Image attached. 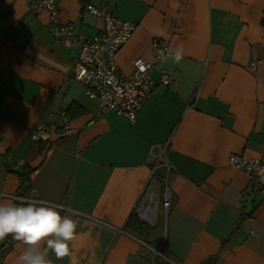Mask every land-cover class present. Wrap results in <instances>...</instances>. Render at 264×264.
I'll return each instance as SVG.
<instances>
[{
    "label": "crops",
    "instance_id": "0c3cea01",
    "mask_svg": "<svg viewBox=\"0 0 264 264\" xmlns=\"http://www.w3.org/2000/svg\"><path fill=\"white\" fill-rule=\"evenodd\" d=\"M54 1L82 40L103 26L88 3L134 24L115 64L131 77L144 58L155 85L134 121L100 112L72 77L80 46L57 42L29 0H0V203L27 190L76 222L69 256L44 247L52 264H264V195L229 162L264 156V0ZM43 126L47 139L32 140ZM148 190L153 224L138 214ZM24 247L14 239L1 264Z\"/></svg>",
    "mask_w": 264,
    "mask_h": 264
},
{
    "label": "built area",
    "instance_id": "2783aa9c",
    "mask_svg": "<svg viewBox=\"0 0 264 264\" xmlns=\"http://www.w3.org/2000/svg\"><path fill=\"white\" fill-rule=\"evenodd\" d=\"M29 1L32 12L38 13L42 10L48 12L50 24L55 27L57 42H68L70 45L78 44L80 46L78 55L74 60L72 77L84 86L88 96L97 99L100 112L113 110L121 118L134 121L141 105L155 85L150 76L152 65L144 58L137 57L132 61L131 77L122 74L115 64V54L130 38L135 27L134 24L119 19L88 3L85 5L86 11L93 16L101 17L103 26L96 36L82 40L80 35H72V24L60 21L59 8L54 0ZM161 52L166 56L169 53L164 44L158 41L153 42V56L156 61L160 60L159 53ZM158 82L162 85H169L171 83L170 73L160 70ZM47 137L48 131L45 126L31 132V139L34 141L46 140ZM229 162L231 166L248 175L250 174L253 177L254 185L264 195V157L257 161L230 155ZM164 165L168 170L170 165L166 162ZM155 171L156 165L150 174L149 184L151 186L157 180ZM153 193V191L148 190L138 207L139 216L150 224L156 220L157 200ZM16 200L45 204L39 200L23 196L16 197ZM161 205L165 210L170 205V193L166 190L164 196L161 197ZM74 213L72 212V214ZM155 253L167 260V257L161 252L155 250Z\"/></svg>",
    "mask_w": 264,
    "mask_h": 264
},
{
    "label": "clouds",
    "instance_id": "9594fccd",
    "mask_svg": "<svg viewBox=\"0 0 264 264\" xmlns=\"http://www.w3.org/2000/svg\"><path fill=\"white\" fill-rule=\"evenodd\" d=\"M159 57L165 63L169 59L163 52ZM171 58L179 63L183 59L182 47L178 46ZM76 228L71 217H62L53 206L34 202L0 203V240L12 235L25 245L16 264H52L45 246L57 260L69 256V242L74 239Z\"/></svg>",
    "mask_w": 264,
    "mask_h": 264
},
{
    "label": "trees",
    "instance_id": "16d2710c",
    "mask_svg": "<svg viewBox=\"0 0 264 264\" xmlns=\"http://www.w3.org/2000/svg\"><path fill=\"white\" fill-rule=\"evenodd\" d=\"M26 191L27 190L20 191L19 194L25 197ZM15 203L24 204L26 202L15 200ZM13 241H14V238L12 237V235H8L4 239L0 240V264H1L2 259L5 257V255L9 252Z\"/></svg>",
    "mask_w": 264,
    "mask_h": 264
},
{
    "label": "bare ground",
    "instance_id": "6f19581e",
    "mask_svg": "<svg viewBox=\"0 0 264 264\" xmlns=\"http://www.w3.org/2000/svg\"><path fill=\"white\" fill-rule=\"evenodd\" d=\"M254 69V65L250 66L249 67V70H253ZM264 156H262L261 158H258V159H251V160H257V161H260ZM249 176L251 177L252 181H253V177L249 174Z\"/></svg>",
    "mask_w": 264,
    "mask_h": 264
},
{
    "label": "rangeland",
    "instance_id": "374dc122",
    "mask_svg": "<svg viewBox=\"0 0 264 264\" xmlns=\"http://www.w3.org/2000/svg\"><path fill=\"white\" fill-rule=\"evenodd\" d=\"M155 174H156V175H158V172H157V170L155 171ZM154 249H156V248H154Z\"/></svg>",
    "mask_w": 264,
    "mask_h": 264
}]
</instances>
